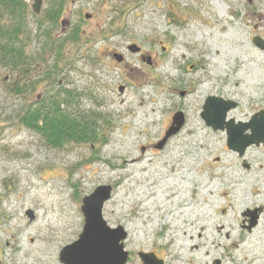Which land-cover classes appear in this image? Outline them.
<instances>
[{
    "label": "rangeland",
    "instance_id": "rangeland-1",
    "mask_svg": "<svg viewBox=\"0 0 264 264\" xmlns=\"http://www.w3.org/2000/svg\"><path fill=\"white\" fill-rule=\"evenodd\" d=\"M65 1L63 14L53 23L45 12L54 0L42 1L41 14L33 11V0H22L24 22L22 10L16 13L22 31L18 45L26 46L24 57L34 82L39 81L33 92L17 96L15 69L0 61L1 263L41 264V257L63 264L60 252L84 229L83 199L106 184L113 187V196L103 215L110 226L121 225L128 232L127 264H143L140 251L156 253L165 264H213L216 259L221 264H264V253L252 249L264 238V211L253 233L242 228L247 209L264 208L260 195L253 188H211L212 181L228 180L229 175L248 180L259 172L264 178V144L248 148L242 160L229 149L225 131H214L202 118L208 96L237 101L228 116L235 122H248L264 109V51L253 42L258 36L264 39V0ZM216 4H226L227 11L220 12ZM4 13L0 10V17ZM13 20L4 14L0 26L13 27ZM63 20L70 24L63 26ZM47 30L52 37L62 36L58 50L43 49ZM73 30L81 37L66 39ZM131 44L140 53L129 52ZM115 52L124 54L123 63L115 60ZM67 90L69 95L64 94ZM197 92L201 97L195 106L188 97ZM63 95L68 104L61 108L93 119L96 141H69L56 148L20 122L27 106ZM178 111L185 115L184 126L157 147ZM136 118L138 132L133 127ZM192 121L196 125L187 133ZM199 124L209 139L203 147L196 141ZM182 135L191 139L190 150L184 156L185 168L177 169L172 154ZM125 137L133 156L147 164L163 161L165 180L187 185L180 203L175 196L155 199L147 218L142 204L124 201L133 172L126 170V158L116 150ZM29 209L34 211L33 221L26 214ZM44 212L52 218L48 228L42 226ZM45 244L51 245L49 251H41Z\"/></svg>",
    "mask_w": 264,
    "mask_h": 264
},
{
    "label": "water",
    "instance_id": "water-1",
    "mask_svg": "<svg viewBox=\"0 0 264 264\" xmlns=\"http://www.w3.org/2000/svg\"><path fill=\"white\" fill-rule=\"evenodd\" d=\"M43 0H33V11L40 14ZM91 17L90 14L86 15ZM70 24L63 20L62 25ZM254 44L264 50V39L260 36L254 38ZM131 52H139L140 48L136 44L129 45ZM114 58L117 62L122 61L123 55L115 53ZM125 91V86L120 87V92ZM206 104L202 111V118L208 126L214 130L227 128L229 149L236 151L243 156L245 151L255 145L264 143V110L252 116L248 122H235L233 118L228 120L229 111L238 106V102L234 100H225L222 97L208 96ZM171 127L166 131L165 138L156 145L162 147L166 141L176 134L184 125L185 115L178 111L174 114ZM113 187L111 185L98 186L91 195L83 199L82 213L85 216L83 232L79 235V239L74 243L66 245L60 252L59 260L63 264H127L129 261V252L125 250L124 242L127 240L128 232L121 225L113 228L104 218L103 210L105 203L112 199ZM262 208L255 210L249 209L245 212L253 224H256L259 212ZM28 218L35 220L34 211H27ZM143 264H165V259L160 258L154 252L140 251L138 254ZM0 264L1 260H0ZM213 264H221L216 259Z\"/></svg>",
    "mask_w": 264,
    "mask_h": 264
},
{
    "label": "trees",
    "instance_id": "trees-1",
    "mask_svg": "<svg viewBox=\"0 0 264 264\" xmlns=\"http://www.w3.org/2000/svg\"><path fill=\"white\" fill-rule=\"evenodd\" d=\"M65 0H54L52 7L45 13L46 20L53 23L57 21L59 16L63 14V7ZM50 5V6H51ZM21 7V9H19ZM26 5L22 0H0V10L2 13L4 11L6 15L12 16L14 18L13 27H4L0 26V61L1 63L9 68H16L22 64L28 63L25 59L26 57V46L18 45L21 41H18L20 37V29L18 27V11L22 10V22H24V8ZM2 14V16L4 15ZM24 14V15H23ZM20 15V14H19ZM0 17V20L2 19ZM44 23V22H43ZM41 24V28L44 24ZM25 34V33H24ZM47 36L43 35V49L55 48L58 50V45L63 44L62 38L52 37L50 30L45 32ZM74 37V38H73ZM81 37V34L77 30H73L66 39H72L71 41L78 40ZM41 36L39 37V39ZM42 49V50H43ZM25 56V57H24ZM42 56H40L41 58ZM32 58V57H30ZM34 59V57H33ZM49 77V80L55 82L54 78L50 73L46 75ZM54 76V74H53ZM39 81H35L32 85H26L23 88H14L17 95H25L34 91V88L37 87ZM13 90V89H12ZM70 91H65L64 94H70ZM47 97L42 101H36L35 105H29L22 113L19 115L20 122L24 127L30 129L33 132H38L44 138V140L53 147L58 148V146H63L69 141H74L76 143H87L96 141L97 136L96 129L93 127V119H85L79 113L75 115L73 112H67L65 109L61 108V104H68V98L64 97ZM24 112V113H23Z\"/></svg>",
    "mask_w": 264,
    "mask_h": 264
},
{
    "label": "bare ground",
    "instance_id": "bare-ground-1",
    "mask_svg": "<svg viewBox=\"0 0 264 264\" xmlns=\"http://www.w3.org/2000/svg\"><path fill=\"white\" fill-rule=\"evenodd\" d=\"M217 5V9L221 11H223L224 13L227 11L228 6L226 4L223 5ZM206 17V19H208L209 21L213 22V20L210 19V16L208 14L204 15ZM240 32V29H239ZM240 33H243V30H241ZM207 87V85L204 86L203 90ZM199 97H201V93L197 92L196 94H192L188 97V101L190 103H193L195 106H197V101L199 99ZM155 110V109H154ZM153 110V111H154ZM137 119H134V131H139V128L137 127ZM196 125V122H193L190 124V127L187 130V133H191L192 129L194 128V126ZM196 134L198 135L196 141L202 143V147L203 144L206 141H209V139H206V133L205 130L201 127V125H198V131L196 132ZM129 138L125 137L123 138V140L119 141L118 143V147H117V152L121 153L123 155V157L126 158V170L128 172H133L130 176V178L128 179V183L125 185V189L130 192V195L128 198H126L124 201L128 202V203H132L134 205L137 204H142L141 209L143 210H148L149 215L147 216V218L149 216H151V206L155 205V199L160 200V201H166L170 198V196H175L174 200H176L178 203H180V196L181 194L185 193L188 189L186 184H175L172 180H165V178L167 177V169H166V164L161 161V160H150L147 163H144L143 161H141L142 159L140 158L139 155H132L129 152V149L127 148L128 144H129ZM191 141V139L185 138V136L182 135L181 139H178V141L176 142V150L175 152L172 154V158L173 161L175 162V166L178 168H185V166H183L184 161H185V155H186V151H188V149L190 150V147L188 146L189 142ZM261 150H263L261 152L264 153V148H261ZM202 153L201 151L197 154ZM194 155H191V159L194 160L192 157ZM260 157V156H257ZM257 161H261L260 159H257ZM183 168V169H184ZM230 168V167H229ZM185 171L183 170V173ZM191 175V169H189L188 172ZM45 177H48L50 175V173L48 174H44ZM228 180H222V181H212V185L211 188H214L217 184H219L220 188H224V189H231L236 190V189H240L241 191L245 188H253L256 195H260V198L258 200H261L264 202V178L263 175H261L259 172H255L254 175H252L251 178H248V180H241L238 178H234L231 177L230 175L228 176ZM220 178V177H219ZM216 178L213 177V180H215ZM211 194L215 193V190H211L210 191ZM257 197V196H256ZM233 205L236 206L238 204V201L235 199L234 201H232ZM231 203V204H232ZM46 215V212L43 213V222H42V226H45L46 228H48L49 226H51V222H52V218H50L47 214V217H44ZM54 224V223H53ZM55 225V224H54ZM253 233V231L251 232ZM259 233V231H258ZM257 234V231H256ZM258 238V237H257ZM256 238V239H257ZM249 244L253 243L252 240H248ZM53 245V244H52ZM51 247L50 244H45L42 247L41 251H49V248ZM252 249L253 251H255L256 253H264V238L261 239H257V242L255 243V245H252ZM37 260L40 261V263L42 264H56L54 261L52 263H47V261L44 260V258L41 257H37Z\"/></svg>",
    "mask_w": 264,
    "mask_h": 264
},
{
    "label": "flooded vegetation",
    "instance_id": "flooded-vegetation-1",
    "mask_svg": "<svg viewBox=\"0 0 264 264\" xmlns=\"http://www.w3.org/2000/svg\"><path fill=\"white\" fill-rule=\"evenodd\" d=\"M125 57H123L122 61H119L118 63H123ZM6 81H11V79H9V76H6L5 77ZM34 82V72L31 71L28 63L26 64H22L21 66L19 67H16L15 68V74H14V81H13V88H23L24 86L26 85H32ZM18 96V95H17ZM237 108V107H236ZM264 109H260V111H262ZM231 111V110H230ZM229 111V112H230ZM258 113V112H257ZM230 114V113H229ZM256 114V113H255ZM230 120V119H229ZM237 123V122H236ZM220 130H223L225 131V133L227 134V128L225 129H220L219 130H214V131H220ZM228 135V134H227ZM228 141V139H227ZM227 143V142H226ZM264 143H261L259 145H256V146H260V145H263ZM248 150V149H247ZM246 150V151H247ZM245 151V153H246ZM245 153L243 154V156H240L239 154V157L243 160L244 159V156H245ZM245 161V160H244ZM243 165L245 166L246 169H250L251 168V165H249L246 161L243 163ZM256 208H262V210L259 212V217L257 218V221H256V224L254 226H252L251 228H249V226H251L253 224V221H251L252 219H250L247 215H245V213H243L242 217L244 219V222H243V225H242V228L244 230H248L249 232H252L255 228H257V226L260 224L261 222V214L263 213L264 211V208L263 207H256ZM249 209H247L246 211H248ZM252 210V209H251ZM255 210V209H254ZM245 211V212H246Z\"/></svg>",
    "mask_w": 264,
    "mask_h": 264
}]
</instances>
